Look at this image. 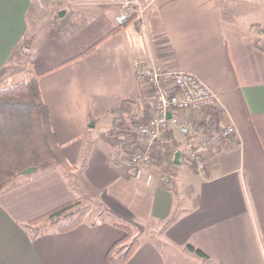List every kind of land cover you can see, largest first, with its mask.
I'll use <instances>...</instances> for the list:
<instances>
[{"label": "crops", "instance_id": "crops-1", "mask_svg": "<svg viewBox=\"0 0 264 264\" xmlns=\"http://www.w3.org/2000/svg\"><path fill=\"white\" fill-rule=\"evenodd\" d=\"M120 1H48L39 20L59 11L54 28L40 33L37 24L30 33L35 1L0 0V89L38 77L76 183L62 167L14 179L0 195V264H112L106 255L125 235L115 223L144 238L126 264L196 263L188 245L210 264H264V0H149L145 16L123 27ZM137 58L195 74L219 95L224 124L237 129L202 173L177 166L172 174L164 165L173 175L167 187L134 180L111 140L87 141L94 100L97 120L103 108L111 119L122 101L151 113L153 92L136 79ZM93 193L118 220L30 238L25 223Z\"/></svg>", "mask_w": 264, "mask_h": 264}, {"label": "built area", "instance_id": "built-area-1", "mask_svg": "<svg viewBox=\"0 0 264 264\" xmlns=\"http://www.w3.org/2000/svg\"><path fill=\"white\" fill-rule=\"evenodd\" d=\"M120 5L116 16L119 26L133 15L143 18L146 14L141 0H121ZM133 65L138 82L153 92V106L148 121L137 128L132 117L124 122L116 114L113 116V134L121 130L133 132L124 150L127 171L138 182L152 185L158 181L167 187L173 175L161 170L162 162L168 155H178L181 163L204 172L209 155L237 135L234 124H224L225 110L219 95L191 72L167 68L145 58L135 59ZM180 111L190 115L180 117ZM174 133L184 140L173 138Z\"/></svg>", "mask_w": 264, "mask_h": 264}, {"label": "trees", "instance_id": "trees-1", "mask_svg": "<svg viewBox=\"0 0 264 264\" xmlns=\"http://www.w3.org/2000/svg\"><path fill=\"white\" fill-rule=\"evenodd\" d=\"M135 16L133 15L130 21ZM262 49L264 50V46ZM89 51L91 49L87 52ZM116 112L124 122L132 117L136 128L146 123L151 116L150 112L136 113L134 102L131 101H122ZM132 133L121 130L112 134V145L124 151L133 137ZM162 164L173 169L181 164V161L176 160L174 155H168ZM55 167L68 171L75 169L66 159L57 140L38 77L0 89V195L10 187L17 176L25 174V170L33 168L34 172L29 175H36ZM85 217L82 199L76 198L25 223L24 228L30 238L34 239L50 231H70L85 222ZM115 225L119 226L125 235L110 248L106 259L112 264H126L140 247L141 241L134 227L120 223ZM188 249L200 258H209L200 248L188 245Z\"/></svg>", "mask_w": 264, "mask_h": 264}, {"label": "rangeland", "instance_id": "rangeland-1", "mask_svg": "<svg viewBox=\"0 0 264 264\" xmlns=\"http://www.w3.org/2000/svg\"><path fill=\"white\" fill-rule=\"evenodd\" d=\"M34 1H35L34 3H35V7H36L35 9H36V13H37V16H36L37 19L33 18L31 20V18H30V20H29L30 33H32V32L35 33V26L38 27L37 24H40V26H41V27L39 26L40 27V29H39L40 33L51 32V31H48V30L51 29V27L54 28V26H55L54 25L55 18L53 16L59 15V11L53 12L54 14L50 15V19L49 20H46L45 22L43 21L42 23H40L39 19L41 18V16H39V15H42V13H44V11L47 9L48 1L51 2V0H34ZM52 1L61 2V0H52ZM141 1H142L143 5L145 6L149 0H141ZM260 34H261V38H259L260 39L259 43L263 47L264 46V27L262 28ZM23 50H24V48H22V51ZM29 78L30 77H26L27 80ZM111 111H112V109L111 110H105L103 108V111H102L103 112V116H102V118L100 120H97L99 109H98L96 101L95 100L93 101V103H92V115H93V117H96V118L95 119L93 118L91 120V122L89 123V125L91 126V124L95 121L94 126L90 127L91 128L90 129L91 132L89 131V133H88L87 141H90V142L91 141L102 142V139H104V138L106 139V141L107 140L108 141L112 140L111 138L113 137V135H112L113 132L110 131V130H107V128H108L107 124L111 123V119H113V116L110 117L111 119L108 118V114ZM178 166L181 167V169H183V168H185L188 165H186L185 163H181ZM173 169L169 170V172L172 173V174H174ZM66 174H67L68 178L70 179V182H73L76 185L75 180L72 178V173L68 171V172H66ZM86 187L90 188L89 185H86ZM101 203H102L101 199L99 197H97V195H95V193H93L90 196H85L84 198H82V209L86 212L85 219L87 221H97V220H110V221L112 220V221H116V220H118L116 217H113V215L106 214L104 212V206ZM175 215H176V213L173 214V217ZM134 229H135V233H137L139 235V239L143 240L144 238H143V236L140 233V229H137V228H134ZM194 257H195L194 259H196V263H193L192 260H190V259H185L183 261L182 258H180V259H182V261H180V260L178 261L177 259H175V261H178L181 264H210L208 261L202 260L196 254H194Z\"/></svg>", "mask_w": 264, "mask_h": 264}, {"label": "water", "instance_id": "water-1", "mask_svg": "<svg viewBox=\"0 0 264 264\" xmlns=\"http://www.w3.org/2000/svg\"><path fill=\"white\" fill-rule=\"evenodd\" d=\"M91 126H94V123L91 124ZM178 155H176L175 159L178 160ZM34 172V169L33 168H29L27 170L24 171L25 174H31Z\"/></svg>", "mask_w": 264, "mask_h": 264}]
</instances>
